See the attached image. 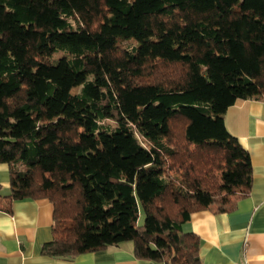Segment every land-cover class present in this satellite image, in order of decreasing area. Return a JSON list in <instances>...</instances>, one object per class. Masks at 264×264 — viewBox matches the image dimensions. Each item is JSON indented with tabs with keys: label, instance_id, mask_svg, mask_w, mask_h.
Masks as SVG:
<instances>
[{
	"label": "trees",
	"instance_id": "1",
	"mask_svg": "<svg viewBox=\"0 0 264 264\" xmlns=\"http://www.w3.org/2000/svg\"><path fill=\"white\" fill-rule=\"evenodd\" d=\"M246 98H264V0H0V209L47 198L53 257L131 241L202 264L182 224L248 194L224 120Z\"/></svg>",
	"mask_w": 264,
	"mask_h": 264
},
{
	"label": "crops",
	"instance_id": "2",
	"mask_svg": "<svg viewBox=\"0 0 264 264\" xmlns=\"http://www.w3.org/2000/svg\"><path fill=\"white\" fill-rule=\"evenodd\" d=\"M227 129L250 155L252 184L235 208L189 214L184 230L200 237L202 264H264V98L237 99L224 112ZM1 191L9 189L7 164L0 162ZM53 205L47 198H23L11 212L0 209V264H165L134 256L131 241L84 252L73 258L41 252L52 237Z\"/></svg>",
	"mask_w": 264,
	"mask_h": 264
},
{
	"label": "rangeland",
	"instance_id": "3",
	"mask_svg": "<svg viewBox=\"0 0 264 264\" xmlns=\"http://www.w3.org/2000/svg\"><path fill=\"white\" fill-rule=\"evenodd\" d=\"M76 90H77V87H74V88L72 89V91H74V92H75ZM6 191H8V190H6Z\"/></svg>",
	"mask_w": 264,
	"mask_h": 264
}]
</instances>
